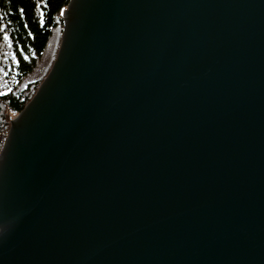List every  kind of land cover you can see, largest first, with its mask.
I'll return each mask as SVG.
<instances>
[{"label": "water", "instance_id": "obj_1", "mask_svg": "<svg viewBox=\"0 0 264 264\" xmlns=\"http://www.w3.org/2000/svg\"><path fill=\"white\" fill-rule=\"evenodd\" d=\"M0 151V264H264V0H68Z\"/></svg>", "mask_w": 264, "mask_h": 264}, {"label": "trees", "instance_id": "obj_2", "mask_svg": "<svg viewBox=\"0 0 264 264\" xmlns=\"http://www.w3.org/2000/svg\"><path fill=\"white\" fill-rule=\"evenodd\" d=\"M67 2L0 0V23L5 25L0 33L7 31L11 41L0 34V149L11 116L23 109L54 61L62 30L61 9L66 8ZM55 33L58 39L49 62L42 73L35 75Z\"/></svg>", "mask_w": 264, "mask_h": 264}, {"label": "rangeland", "instance_id": "obj_3", "mask_svg": "<svg viewBox=\"0 0 264 264\" xmlns=\"http://www.w3.org/2000/svg\"><path fill=\"white\" fill-rule=\"evenodd\" d=\"M59 32H60V30H59ZM57 39H58L57 38V33H55L54 36L51 37V40L48 43V46L46 48L47 49L46 50V54L44 55L42 61L38 64L36 70L34 71L35 72V75L42 73L43 70L45 69V67L47 66V63L49 62V58H50V56H51V54H52V52L54 50L53 48L56 45Z\"/></svg>", "mask_w": 264, "mask_h": 264}, {"label": "snow or ice", "instance_id": "obj_4", "mask_svg": "<svg viewBox=\"0 0 264 264\" xmlns=\"http://www.w3.org/2000/svg\"><path fill=\"white\" fill-rule=\"evenodd\" d=\"M40 2L42 3L43 0H40ZM37 6H39V5H37ZM61 11H63V9H61ZM4 27H5V25L0 23V30H2ZM0 34H2V37L4 40L11 42L10 41V34L7 31H2V33H0ZM0 72H3V67H0ZM0 94H2V93H0Z\"/></svg>", "mask_w": 264, "mask_h": 264}, {"label": "bare ground", "instance_id": "obj_5", "mask_svg": "<svg viewBox=\"0 0 264 264\" xmlns=\"http://www.w3.org/2000/svg\"><path fill=\"white\" fill-rule=\"evenodd\" d=\"M60 36H61V33H60ZM60 40H61V37H60ZM60 40H59V42H60ZM59 42H58V45H59ZM57 47H58V46H57ZM49 68H50V67H49ZM48 70H49V69H48ZM48 70H47V72H48ZM46 75H47V73H46ZM46 75H45V76H46ZM45 76H44V77H45ZM44 77H43V78H44ZM43 78H42V79H43ZM42 79H41V80H42ZM40 83H41V81H40ZM40 83H39V84H40ZM15 115H16V114H15ZM15 115H13V116H15ZM11 118H12V117H11ZM11 118H10V119H11Z\"/></svg>", "mask_w": 264, "mask_h": 264}]
</instances>
